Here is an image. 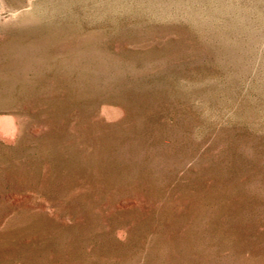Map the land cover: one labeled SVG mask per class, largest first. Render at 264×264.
<instances>
[{
	"label": "rangeland",
	"instance_id": "rangeland-1",
	"mask_svg": "<svg viewBox=\"0 0 264 264\" xmlns=\"http://www.w3.org/2000/svg\"><path fill=\"white\" fill-rule=\"evenodd\" d=\"M0 264H264V0H0Z\"/></svg>",
	"mask_w": 264,
	"mask_h": 264
}]
</instances>
